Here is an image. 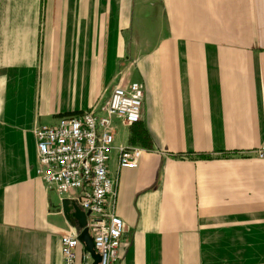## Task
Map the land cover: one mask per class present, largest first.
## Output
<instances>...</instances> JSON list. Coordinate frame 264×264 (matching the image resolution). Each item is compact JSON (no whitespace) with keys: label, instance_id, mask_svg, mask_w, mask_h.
I'll return each instance as SVG.
<instances>
[{"label":"crops","instance_id":"0c3cea01","mask_svg":"<svg viewBox=\"0 0 264 264\" xmlns=\"http://www.w3.org/2000/svg\"><path fill=\"white\" fill-rule=\"evenodd\" d=\"M131 82L141 118L113 119L107 167L116 264H264V0H0V264H61L78 234L32 128Z\"/></svg>","mask_w":264,"mask_h":264},{"label":"built area","instance_id":"2783aa9c","mask_svg":"<svg viewBox=\"0 0 264 264\" xmlns=\"http://www.w3.org/2000/svg\"><path fill=\"white\" fill-rule=\"evenodd\" d=\"M143 89L138 82L116 85L101 105L58 117L53 124L32 128L36 141V173L60 197L75 198L89 211L86 226L98 255L96 264H116L122 242L123 221L114 212V181L108 175V160L114 145L113 119L126 124L141 118ZM143 149L125 145L118 149L119 166L137 167ZM253 154L264 160V135ZM71 193H74L73 195ZM61 264H92L76 233L60 237ZM81 247L79 256L78 248Z\"/></svg>","mask_w":264,"mask_h":264},{"label":"water","instance_id":"95a60500","mask_svg":"<svg viewBox=\"0 0 264 264\" xmlns=\"http://www.w3.org/2000/svg\"><path fill=\"white\" fill-rule=\"evenodd\" d=\"M61 208L64 217L73 224L78 232L77 238L82 243L84 250L90 253L93 259L92 264H96L98 261V255L93 249L92 237L86 226L89 211L83 210L79 206L77 200L70 197H63L61 199Z\"/></svg>","mask_w":264,"mask_h":264},{"label":"rangeland","instance_id":"374dc122","mask_svg":"<svg viewBox=\"0 0 264 264\" xmlns=\"http://www.w3.org/2000/svg\"><path fill=\"white\" fill-rule=\"evenodd\" d=\"M116 86V85H115Z\"/></svg>","mask_w":264,"mask_h":264}]
</instances>
